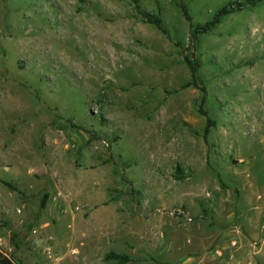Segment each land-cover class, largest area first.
I'll list each match as a JSON object with an SVG mask.
<instances>
[{
  "label": "rangeland",
  "instance_id": "1",
  "mask_svg": "<svg viewBox=\"0 0 264 264\" xmlns=\"http://www.w3.org/2000/svg\"><path fill=\"white\" fill-rule=\"evenodd\" d=\"M243 1L139 0L167 37L131 0H0L2 255L189 264L264 221V3L200 38L182 88L191 23Z\"/></svg>",
  "mask_w": 264,
  "mask_h": 264
},
{
  "label": "trees",
  "instance_id": "2",
  "mask_svg": "<svg viewBox=\"0 0 264 264\" xmlns=\"http://www.w3.org/2000/svg\"><path fill=\"white\" fill-rule=\"evenodd\" d=\"M133 5V10L135 14L141 19V21L145 24L154 26L158 31H160L163 35L170 37L169 32L164 26L163 20L161 17L154 13L146 12L143 9H141L139 0H131ZM264 3V0H245L243 2H235L230 3L224 7H222L218 12L214 15L212 20L206 22L205 24H193L191 23V18L188 15V12L186 9H184V16L188 19V21L191 23L190 27V49L184 56V61L186 66L188 67L190 71L191 81L187 83L182 88H188V87H194L199 88V71L201 69V63L200 60L197 57V48L199 40L202 36L209 35L214 29L222 22L224 17L232 14L235 11H238L244 7L248 8H255L259 4ZM177 47L180 49L182 48L181 44H177ZM203 92L205 93V89H203ZM205 98H203L202 102H205ZM200 115L205 117L207 119V126L205 130V135H208L210 130L215 126V122L212 121V119L209 117L208 113L204 110L203 106H200L199 109ZM49 200V194H44L41 200V208L42 210H45L47 207V203ZM107 261H116L120 264H127L131 263L133 260L126 255H119L114 252H111L106 255L105 258ZM0 264H14L8 257L2 255L0 252Z\"/></svg>",
  "mask_w": 264,
  "mask_h": 264
},
{
  "label": "crops",
  "instance_id": "3",
  "mask_svg": "<svg viewBox=\"0 0 264 264\" xmlns=\"http://www.w3.org/2000/svg\"><path fill=\"white\" fill-rule=\"evenodd\" d=\"M256 222V221H255ZM248 221L246 230L236 234H226L221 247L222 255L217 257L212 253L204 259H194L189 264H264V221L258 225ZM237 242V246L231 247V243Z\"/></svg>",
  "mask_w": 264,
  "mask_h": 264
}]
</instances>
